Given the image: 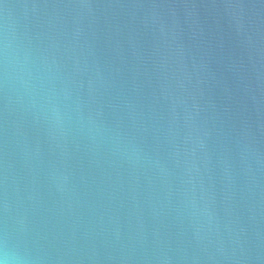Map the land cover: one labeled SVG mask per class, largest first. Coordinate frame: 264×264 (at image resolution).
Segmentation results:
<instances>
[{"label": "water", "instance_id": "obj_1", "mask_svg": "<svg viewBox=\"0 0 264 264\" xmlns=\"http://www.w3.org/2000/svg\"><path fill=\"white\" fill-rule=\"evenodd\" d=\"M0 264H264V0H0Z\"/></svg>", "mask_w": 264, "mask_h": 264}]
</instances>
